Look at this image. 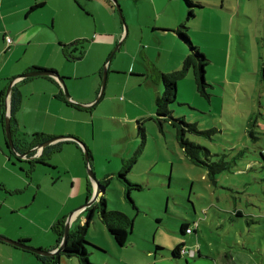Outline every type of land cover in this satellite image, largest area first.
Segmentation results:
<instances>
[{
  "label": "rangeland",
  "instance_id": "rangeland-1",
  "mask_svg": "<svg viewBox=\"0 0 264 264\" xmlns=\"http://www.w3.org/2000/svg\"><path fill=\"white\" fill-rule=\"evenodd\" d=\"M39 1L42 0H5L4 10L15 4V16L10 18L7 32L28 26L25 35L29 40L35 38V33L41 34L32 43L20 47L15 54V67H21L27 60L54 64L55 68L48 69L65 77L72 101L83 105L81 99L91 100L90 89L99 87L100 91L103 82L100 75L103 77L105 68L109 71L103 96L95 103L98 92L91 103L94 105L92 109L68 108L78 119L60 113L56 108L50 109L48 102H44V94L49 91L38 82L43 81L44 76H30L20 87L23 101L17 116L22 117L29 127L39 126L41 130H47L52 137L60 130L79 131L82 137L71 136L80 138L93 156L96 155L93 164L90 159L89 166L97 181V174L112 176L105 192L107 208L126 213L133 219V225L129 229L127 244L120 246L101 221L98 210L94 211L86 233L88 242L85 243L91 262L129 264L125 254L134 256L138 250L146 254L148 250L150 256L143 255L140 264H187V260L188 264H264V0H225L224 3L201 0L203 7L195 8L194 17H186L191 37V33L207 28L214 20L213 15H237L233 19L234 33L236 30L237 33L232 45L228 36H222L221 45L219 40L208 46L200 43L201 51L209 59L205 79L211 84L208 87L210 97L197 90L194 74L190 71L179 80L177 98L170 105L175 118L184 117L189 122H197L201 130L215 129L212 139L190 133L188 138L207 147L212 153L211 160L223 158L231 162V170L219 173L217 181L210 178L205 166L193 164L185 155L171 122L160 124L156 119V99L164 92L161 70L170 64L167 63L169 51L165 50L158 58L154 37L136 36L118 49L121 38L112 45H93L92 40L101 32L114 33L128 28L125 4L118 0L120 7L111 9L102 0H80V4L76 0H46L45 5L30 10ZM132 2L138 9L139 3ZM183 2L188 16L189 7L186 0ZM140 5L142 12H153L141 19L144 32L151 36L155 31L152 26L156 7L147 2ZM222 6L229 10L222 9ZM128 21L130 25L133 23L132 19ZM223 25L219 21L212 26L216 29L212 38L217 37ZM199 38L205 40L202 33ZM77 39L84 40L81 43L85 44V55L78 58L82 47L75 51L74 47H69L77 58L65 57L61 43L70 44ZM45 40H50V44ZM198 40L195 37V41ZM162 41L165 48L172 49L171 71L180 68L182 65H173V62H179L178 53L173 51L174 47L167 38ZM7 47L0 38L2 57L9 53ZM147 54L148 58L145 57ZM1 62L5 59L2 58ZM12 64L10 61L4 73ZM75 73L78 76L73 75ZM9 76L11 74L2 75L0 84L6 86L8 81L4 78ZM85 119L89 123L81 122ZM63 135L70 136L67 132ZM81 151L86 174H89L84 147ZM135 155L137 159L128 179L143 185L142 190L130 193L138 209L133 207L125 185L117 178L123 162ZM24 165L39 179L45 174H58L56 169L54 171L47 168L49 165L46 167L38 162H24ZM17 167L21 169L23 166L19 164ZM62 172L66 174L65 170ZM20 173L31 180L24 170ZM92 185V196L87 202L96 192L93 182ZM28 189L8 200H27L31 195ZM56 196L59 197V193ZM32 212L38 213L37 210ZM90 212L85 211L83 216L88 217ZM20 220V214L15 213V221ZM184 222L192 229L186 237L180 234ZM165 231L176 237H185L184 240L189 241L186 243L189 250H199L201 257L187 254L172 258V252L164 249L155 253L156 243L153 242ZM151 251L155 256H151ZM65 256L62 254L61 262L57 264H81L78 257ZM42 261V264H53Z\"/></svg>",
  "mask_w": 264,
  "mask_h": 264
},
{
  "label": "crops",
  "instance_id": "crops-1",
  "mask_svg": "<svg viewBox=\"0 0 264 264\" xmlns=\"http://www.w3.org/2000/svg\"><path fill=\"white\" fill-rule=\"evenodd\" d=\"M102 1L106 4L108 8L114 9L115 6L117 7V5L112 0ZM119 1L125 4L124 11L126 12L125 17L127 18L128 28L125 26V29H118L114 33L101 32L97 34V37L94 40H92L93 45H105L106 43L112 45L116 41H118L119 38H121L122 45V43H127L128 40L133 41L136 36L139 38L154 37L155 42L153 43L155 49L158 51L157 57H161L162 53L165 50L169 51L170 53L168 55L167 61V63L170 64L165 68H162L161 70V73H164L163 71H171L172 50L170 47L165 48L163 46L162 38L165 37L168 39V42L171 44V46L174 47L173 51H176L178 53L176 57L179 62H173V65H182L183 59H185L184 57H186L190 52V48H188V46L185 45L178 38V34L176 32L177 28L181 24L187 22L186 5L183 0H157L160 7H157L156 0H150V2H148V0ZM132 1H136L137 4L139 3L138 9L134 7ZM194 1L201 2V0ZM220 1L221 3H224L225 0H219V2ZM142 2L152 3V6L156 7V14L154 16L155 22H153L154 25L152 26L153 30L155 31L152 32L151 36H148L147 33L144 32V29L142 28L143 22L141 19L145 15H152L153 12H142L140 5ZM4 3L5 0H0V38H2L4 42H6V35H10V37L12 38V43L10 45L7 44V49L9 50V53L4 57L0 55V79H2V75L11 74V76L4 78L8 81L6 86L0 84V113H7L6 104L8 102V97L6 96L5 92H7L8 86L12 81V89H14V85L17 86V89L22 95L23 101V94L20 87L22 83L27 82L29 80V78L24 77V74L35 69H48L56 67L54 66V64H50L49 62H45L46 64H43L40 60H27L21 67H15V54L18 52L20 47L32 43L34 40L37 39L36 37L41 36V34L35 33V38L29 40V38H27V36L25 35V31L27 30L28 26L22 30H14L7 32L6 27H10V18L12 16H15V4H13L12 7L4 10ZM117 4L119 5L118 0ZM28 7V5L24 7L25 12L27 11ZM222 7V9L229 10L228 8H225V6ZM199 14L200 12H197V15ZM128 15L133 16H129V18ZM235 16L237 15H213L214 20L208 24L207 28L203 27L201 31L195 32L194 34L191 33V38L195 43L198 44L199 48H202L200 44L201 42L208 46L212 41L217 42L219 40V44L221 45L222 43L220 41L222 39V36H228V41L232 45L237 33V30L234 33L233 19L235 18ZM129 19H132L133 21L131 25L129 24ZM219 21L224 23V25L221 27V32H218L217 37L212 38L211 34L216 31V29L212 28V26L217 24V22ZM139 26L141 28V31H139ZM199 33H202V38H204L205 40H200ZM195 37L199 39L198 42L195 41ZM82 41L84 40H79V43L74 44L75 46L72 47H74L75 49L76 47L80 48L82 46H85L84 43H80ZM45 42L46 44H50V40H45ZM73 42H78V39ZM68 44L69 43H61V49L64 53V56L67 58H69L67 52L70 55L73 54V52L70 51L69 47H67V49L65 50V46ZM5 47L6 46L4 45L3 50L5 49ZM78 55L81 56V52H79ZM148 55L149 54L145 55V57L148 58ZM2 58L5 59V62H1ZM10 61L13 64L10 66V70L4 73V70L8 67ZM156 61L159 62V60L157 59ZM73 75L78 76V73H75ZM160 78H162V76H160ZM42 80L43 81L38 82H40V84L44 86L45 90L49 91L47 94H44V102H48L50 109L51 107L56 108L58 111H60V113L62 112L66 114H71L74 119H78L76 113H74L73 111H68V108L78 110H83L85 108H78L72 104L65 102L60 98L62 86L57 78L44 76ZM98 92L99 87L96 89L92 87L90 89V96L92 97L91 100L81 99L83 103H85L86 107L93 106L91 105V103L95 96L98 94ZM1 97H4V105L1 101ZM75 99L78 100L79 98ZM21 105L17 112L14 114L15 116L13 122L11 120L13 137L18 146L23 147L25 149L29 147V149H31L37 145H40L38 142H35V144L31 145V143L35 141L33 136L34 133L40 132L49 138L52 137L50 135L53 134H49L48 132H46L47 130L45 129L41 130L39 126L29 127L22 117H17L19 111L21 110ZM81 122L89 123V120L85 119ZM0 132L3 133V135L0 134V184H2L8 190L7 192L0 191V234L9 238H13L15 240L27 239L29 240V244L31 243L34 246L45 250H53L59 245V234L56 230V227L60 220L66 221L68 218H70L72 222L71 225H76L77 223L85 224L89 219V216H83L85 211H87V208L89 207V204H87L86 202L88 201L93 192L92 182L94 184L95 191L97 190L98 185L96 180L93 179V181H91V179L89 178V174H86L85 171V163L83 161L81 147L83 148L84 146L86 148L87 146L82 142L80 138L79 139L82 144L81 142H77L75 140L63 138L57 140L59 141L58 143L57 141H55V144L52 143L47 145L45 149L46 152H49V156H47L48 159L46 160V163L49 164V167H47L48 164L47 166L45 164L43 166H46L47 168L52 169L54 171L56 169V172L58 171V174L57 176L45 174L43 178L39 179L34 177L33 172H31V170L27 168L28 166L24 165V162H34L32 161V159L39 157L40 153L38 152L33 158L28 159L25 157H21L22 160H17L13 156L9 155L6 150L7 142L5 130L2 127L1 123ZM65 132L69 133V135H76L78 137H82V134L79 131L68 129L60 130V132L54 137H63L65 136L63 135V133ZM59 144L61 145L59 151H53ZM28 150L24 151L23 153L27 152ZM32 156L33 155H31V157ZM95 158L96 155L94 154L93 156V154L91 153V158L89 157V163H86L87 166L90 165V159L93 164V159ZM19 164H22V166L26 167V169H24L23 167L21 169H18L17 166ZM21 170H24L26 174H29L31 176V180L25 175L21 174ZM62 170H65L66 174L62 172ZM97 175L99 177V181L103 184L104 178L110 176L108 174H104L103 177L100 176V174ZM27 187L29 188L28 191L31 192V195L27 200L21 201L22 199H20L16 202L15 199H12L11 202L8 200V198H15V196L19 195L20 193L23 194L24 190ZM105 192L106 188L101 187V193L99 197L105 196ZM56 193H59V197L56 196ZM23 208H25V211H23ZM35 210H37V214L32 212ZM48 211L51 213H48ZM15 213L20 214L21 216V220L18 223L15 221ZM184 239L185 237H176L174 235H171V233L167 231L162 232V234H159V238L155 239V241L153 242V244L156 243L155 253L158 252V250L160 249H164L167 251H171L172 258H174L173 250L177 247V245L179 243L189 242L188 240L186 241ZM96 250L102 251V249L98 247H96ZM146 251L147 253L143 254L142 251L138 250L136 251V255L134 256H131L130 254H125V259L129 264H140L142 262L141 260L143 255L150 256V251ZM151 254H153L151 256H155L153 251H151ZM65 257L72 258L67 255ZM61 259L62 255L60 257L59 262H61ZM42 260L43 259L40 258L39 255H33L31 253H28L27 249H21L18 246H15L10 243H5L0 240V264H42Z\"/></svg>",
  "mask_w": 264,
  "mask_h": 264
},
{
  "label": "trees",
  "instance_id": "trees-1",
  "mask_svg": "<svg viewBox=\"0 0 264 264\" xmlns=\"http://www.w3.org/2000/svg\"><path fill=\"white\" fill-rule=\"evenodd\" d=\"M78 3L80 0H76ZM187 6L189 7L188 10V16L187 18L194 17L195 16V8L196 7H202L203 4L199 1L194 0H186ZM46 0H42L39 2H36L30 10H34L37 7L45 5ZM81 3V2H80ZM79 3V4H80ZM189 27L186 25V23L181 24L176 32L178 34V38L190 48L189 54L185 57V60L180 68L174 69L170 72H164L162 73V82L164 84V92L162 95L158 96L156 99V119L160 124H163L166 121H170L171 124L176 128L177 131V139L178 142L183 149L185 155L189 158V160L196 165H203L207 168L208 174L210 178L214 181H217V175L225 170H231V162L224 160L223 158L218 161L211 160L212 153L211 151L203 146L200 143L191 141L188 138V134H196V135H203L209 139H212L213 134L215 132V129H208V130H201L199 128V125L197 122H189L184 117H178L175 118L172 113V109L170 108V105L175 102L177 98L178 93V82L182 78H184L190 71L193 72L197 90L201 93V95L210 97V93L208 90V87L211 86L210 83H208L205 80V68L208 65L209 59L206 57V55L200 50L199 46L195 45L188 34ZM84 42V41H82ZM78 42H73L71 44H68L65 46V50L67 47L75 46L74 44H77ZM81 43V42H80ZM85 46H82L81 56L84 55ZM79 50L78 47L74 49ZM67 55H69V58L75 59L76 57L72 54L70 55L67 52ZM263 74H264V67H263ZM101 79L103 78L102 75ZM103 80V79H102ZM102 85V84H101ZM6 94V92H5ZM3 95V94H2ZM60 98L64 100L65 102L72 104L78 108H88L91 109V107H80L77 106V104H73L72 101H69L66 99L64 91L62 89V92L60 93ZM1 101L4 105V97H1ZM22 102V95L17 89V86L14 85V89L10 92V104H11V120L13 122L14 114L19 109ZM72 102V103H71ZM5 116L6 113L2 112L0 113V123L2 127H5ZM12 126V125H11ZM13 133V132H12ZM6 136V134H5ZM35 141L31 143V145L35 144V142H38L39 144H42L46 141H48L50 138L55 137H47L43 133H34L33 134ZM7 142V137H6ZM16 146L20 151L24 152L29 149L23 148L18 146V144L15 142ZM30 145V146H31ZM60 145V144H59ZM59 145L53 150L58 152L60 147ZM61 146V145H60ZM7 152L9 155L13 156L17 160H22L18 155H16L11 148L7 145L6 147ZM86 150L88 151V156L91 158V152L86 147ZM47 156H49V152H46V149H44V152L39 157L32 159L34 162L42 163L47 165L46 160L48 159ZM137 159V155H135L134 158H132L129 161L123 162V168L119 171L117 174V178L125 185L126 194L128 198H130L133 207L137 208V204L131 199L130 193L133 190H142L143 185L140 183H133L128 179V175L132 170L133 164ZM49 165V164H48ZM112 176H107L104 178V184L101 183V187L106 188L109 185V182L111 180ZM214 183V182H213ZM0 191H8L2 184H0ZM92 196V195H91ZM90 196V197H91ZM89 200V199H88ZM88 203V202H87ZM1 207V205H0ZM87 210L91 211L89 214V219L85 224H78V225H71L70 233L68 236V242L65 246L64 250L56 254L55 256H44L39 255L40 258L43 260H46L48 262H53V264L59 263L60 257L62 254H65L69 257H78L81 264H94L91 262L89 258V254L86 252V246L85 243H87L86 239V233L87 228L89 226V223L92 220V215L94 214V211L98 210L99 217L101 221L105 224L109 232L112 234V236L115 238L117 244L120 246H123L127 243L129 229L133 225V219L130 218L126 213L120 211V210H111L107 208V199L105 196L98 197V200L94 203L90 204ZM240 214V212H237ZM65 222L64 220H60L58 223L56 230L59 234V244L61 243L64 232H65ZM75 226V227H74ZM190 226L189 223L184 222L181 226V235L186 237V229ZM2 241V240H1ZM20 242L23 243H29V240L27 239H20ZM4 242V241H2ZM7 243V242H5ZM186 243H179L177 247L173 250V257L174 258H180L183 255H181L180 249L185 245ZM19 247V246H18ZM58 247V246H57ZM22 249V247H19ZM96 248V247H95ZM30 251V250H27ZM32 252V251H31ZM36 254V253H35ZM199 257H201V254L198 253ZM51 260V261H50ZM188 264V260L186 261Z\"/></svg>",
  "mask_w": 264,
  "mask_h": 264
},
{
  "label": "water",
  "instance_id": "water-1",
  "mask_svg": "<svg viewBox=\"0 0 264 264\" xmlns=\"http://www.w3.org/2000/svg\"><path fill=\"white\" fill-rule=\"evenodd\" d=\"M113 2L119 7V5L117 4V0H113ZM123 21L125 23V20L123 18ZM126 26V25H125ZM121 44L118 45L117 49L119 48ZM116 49V50H117ZM115 53V52H114ZM82 56L78 57V58H81ZM77 58V57H76ZM112 58L109 57L108 61H110ZM108 70L107 68H105L104 70V73H103V82H102V85H101V90L99 91V95H98V98L96 99L95 103L99 102L101 97L103 96V93H104V90L106 88V84H107V79H108ZM30 76H52V77H55L59 80V82L62 84L63 86V91H64V94H65V97L66 99H68L69 101H72L71 99V95L69 93V90L67 88V85L65 83V77L63 76H60L58 74L57 71L53 70V69H36L34 71H30V72H27L24 77H30ZM12 84H13V81L9 84L8 86V89H7V92H6V96L8 97V102H7V113H6V116H5V127H4V130H5V134H6V137H7V145L11 148V150L16 154L18 155L20 158L21 157H25L26 155H28L29 153L31 152H37L39 147L43 146L46 147L47 145L49 144H52L54 143L55 141L59 140V139H71V140H75L77 142H81L79 138L77 137H74V136H63V137H58V138H51L49 139L48 141L42 143L41 145H37L31 149H29L27 152L23 153L22 151H20V149H18V147L16 146L15 144V141H14V138H13V134H12V127H11V108H10V92L12 90ZM77 104V103H75ZM77 106H80V107H86V105H83V104H77ZM24 144V142H23ZM82 144V142H81ZM85 157H86V162L89 163V156H88V152L87 150H85ZM88 170H89V176L94 179V180H97L96 179V175L93 173V170L92 168H90V166H88ZM100 193H101V187L98 183V187H97V190L95 192V195L93 196L92 200L90 201V203H88L89 205L93 202H95L98 197L100 196ZM70 218H68V221L65 225V232H64V236H63V240L61 242V244L59 245L58 248L56 249H53V250H45V249H42V248H38V247H34V246H31L29 243H23V242H20L18 240H14L12 238H9V237H6V236H3L0 234V240L4 241V242H7V243H10V244H13L15 246H19V247H22L24 249H27V250H30L36 254H39V255H44V256H55L56 254H58L59 252L63 251L65 246L67 245V242H68V236H69V233H70V226H69V222H70Z\"/></svg>",
  "mask_w": 264,
  "mask_h": 264
},
{
  "label": "clouds",
  "instance_id": "clouds-1",
  "mask_svg": "<svg viewBox=\"0 0 264 264\" xmlns=\"http://www.w3.org/2000/svg\"><path fill=\"white\" fill-rule=\"evenodd\" d=\"M8 36H10V35H6V42H7V37ZM12 43V42H11ZM10 43V44H11ZM8 44V43H7ZM10 44H8V45H10ZM76 57V56H75ZM44 69V68H43ZM46 69V68H45ZM36 70V69H35ZM34 71V70H33ZM30 72V71H29ZM25 75V74H24ZM49 77H52V76H49ZM28 78V77H27ZM205 78V77H204ZM206 80V79H205ZM63 89V88H62ZM73 102V101H72ZM74 103V102H73ZM56 138V137H55ZM51 139V138H50ZM15 141V140H14ZM41 145V144H40ZM44 149H45V147L43 148V146H41V147H39V149H38V151L37 152H31V153H29L28 155H26L25 156V158H33L34 156H36V154L39 152L40 153V155H42L43 154V152H44ZM35 154V155H34ZM31 155H33L32 157H31ZM20 159H22V158H20ZM188 230V228L186 229V235L187 234H191L192 232H188L187 231ZM196 246H198V244L196 245ZM39 248V247H38ZM180 252H181V255H183V254H191V255H197L198 253H200V251L199 250H189V248L187 247V244H185L181 249H180Z\"/></svg>",
  "mask_w": 264,
  "mask_h": 264
},
{
  "label": "bare ground",
  "instance_id": "bare-ground-1",
  "mask_svg": "<svg viewBox=\"0 0 264 264\" xmlns=\"http://www.w3.org/2000/svg\"><path fill=\"white\" fill-rule=\"evenodd\" d=\"M12 39V38H11ZM13 134V133H12ZM84 147V146H83ZM84 149L86 150V148L84 147ZM88 152V151H87ZM91 178V177H90ZM92 179V178H91ZM92 181H93V179H92ZM97 181V180H96ZM98 183H99V185H100V187H101V183L99 182V181H97V185H98ZM97 201V200H96ZM88 203H90V202H88ZM87 203V204H88ZM94 203V202H93ZM92 204V203H91ZM67 221H68V219L66 220V222H65V225H66V223H67ZM71 224H72V222H71V220H70V222H69V226H70V229H71ZM63 240V239H62ZM19 241V240H18ZM62 242V241H61ZM61 244V243H60ZM59 244V245H60ZM59 245H58V247H59ZM58 247H56V248H58ZM55 248V249H56Z\"/></svg>",
  "mask_w": 264,
  "mask_h": 264
},
{
  "label": "built area",
  "instance_id": "built-area-1",
  "mask_svg": "<svg viewBox=\"0 0 264 264\" xmlns=\"http://www.w3.org/2000/svg\"><path fill=\"white\" fill-rule=\"evenodd\" d=\"M12 42V39L10 36L7 37V43L10 44ZM189 233L192 232V229L191 228H188L187 230Z\"/></svg>",
  "mask_w": 264,
  "mask_h": 264
}]
</instances>
